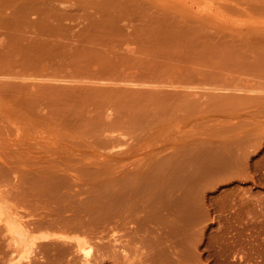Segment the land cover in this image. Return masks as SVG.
<instances>
[{"label":"rangeland","instance_id":"374dc122","mask_svg":"<svg viewBox=\"0 0 264 264\" xmlns=\"http://www.w3.org/2000/svg\"><path fill=\"white\" fill-rule=\"evenodd\" d=\"M258 2L0 0V200L4 210L21 215L28 227L23 264H83L76 241L61 243L62 237L76 236L72 226L113 219L129 203L125 202L130 196L122 195H134L139 188L140 193L142 185L143 192L145 186L150 189L145 196L154 194L149 198L151 213H156L152 209L157 204V209H167L173 202L162 205L161 197L175 185L178 193L172 190L168 195L176 196L187 184L171 176L183 179L180 173L185 170L183 175L189 176L183 177L192 178L189 171L195 175L203 161L214 162V153L225 146L239 153L249 150V174L230 178L211 168L209 176L211 165L206 162V177L200 171L196 181L183 179L190 185L203 183L200 190L185 188L198 192L203 187L202 195L196 194L203 201H197L201 211L207 212L204 221L190 223V234L182 232L187 239L195 232L196 242L185 241L186 248L179 245L187 239L178 229L174 232L176 224L171 223L147 224L134 234V225L101 221L79 234L94 246L93 264H264V16L257 17L264 7L257 14L248 11L253 4H264ZM218 6L221 12L214 11ZM225 7L250 14L243 11L238 17L230 10L231 20L223 17ZM122 136L127 145H118ZM187 140L196 141L200 152ZM182 149L190 150L189 155L194 149L199 156L192 153L195 159L190 162L183 154L185 166L177 161ZM208 152L213 157H207ZM229 154L233 153L225 155ZM159 157L167 165L176 158L177 168L174 162L169 165L173 171L162 167L167 162L160 166ZM197 160L201 167L195 166ZM250 163L259 165L253 168ZM160 169L172 172L169 179L179 185ZM162 176L169 181H161L168 186L167 194L160 190L166 187L160 184ZM186 190L181 192L186 195L181 197L186 198L181 199L184 204L191 200ZM159 191L163 195L157 202ZM196 194L193 201L199 199ZM106 196L115 197L111 205ZM116 198L126 205L120 207ZM100 204L109 212L113 206L117 210L109 217L104 207L103 216L86 211ZM154 214L146 217L157 222L161 215ZM188 244L196 246H190L193 253ZM187 250L195 255L187 252L193 257H188L190 263L181 259Z\"/></svg>","mask_w":264,"mask_h":264},{"label":"bare ground","instance_id":"6f19581e","mask_svg":"<svg viewBox=\"0 0 264 264\" xmlns=\"http://www.w3.org/2000/svg\"><path fill=\"white\" fill-rule=\"evenodd\" d=\"M259 2H260V0H258ZM257 0H254V2H258ZM264 0H262V2H263ZM258 2V4H261L262 2H260L259 3ZM224 4V3H223ZM248 3H246V5H247ZM250 4V3H249ZM263 4V3H262ZM255 5V4H253V7H250V9L251 10H248V11H253L255 14H257L258 12H259V10H260V8H261V10L263 9V7H264V4L263 5ZM222 5V4H221ZM220 5V6H221ZM224 5H227V4H224ZM248 6H251V4L250 5H248ZM248 6H245L243 9H248ZM254 6H256L255 8H254ZM257 6L259 7V8H257ZM222 7H224L223 5H222ZM222 7H220V8H222ZM227 7V6H226ZM225 7V8H226ZM229 7V6H228ZM254 8V9H253ZM258 10H257V9ZM217 9V10H216ZM219 11L220 9H219V6L217 7V8H215L214 9V11ZM222 10V9H221ZM226 10H228V8H226ZM232 12H234L235 11V9L234 10H232V7H230L229 8V10L228 11H225V9H223V12L222 13H225L226 15L225 16H223V17H228V18H231V20H232V17H229V16H231L230 15V13H232ZM256 10V11H255ZM225 11V12H224ZM230 11V12H229ZM237 11V10H236ZM243 11H245L246 12V10H242V12ZM246 12V13H249L250 14V12ZM258 11V12H257ZM262 11H264V9L262 10ZM262 11H260V13L261 14H257V17H262V15L264 16V12H262ZM219 12H221V11H219ZM238 12V11H237ZM242 12H240L241 14H242ZM251 13V15L252 16H254V13ZM257 12V13H256ZM235 13V12H234ZM238 14V17H240L239 15H241V14ZM246 13H244V14H246ZM215 14H217V13H215ZM214 14V15H215ZM229 14V15H228ZM236 13H235V15H237ZM219 16H220V13L218 14ZM228 15V16H227ZM234 14L232 15V16H235ZM250 15V16H251ZM215 16H217V15H215ZM246 16V15H245ZM247 16H249V15H247ZM246 16V17H247ZM252 16L251 17H249V18H252ZM222 17V18H223ZM235 17H237V16H235ZM237 17V18H238ZM241 17H242V15H241ZM227 18V19H228ZM248 18V17H247ZM253 18H256V16H254ZM224 19V18H223ZM225 20V19H224ZM236 20V19H235ZM241 20V19H240ZM253 20V19H252ZM238 20H236V21H234V19H233V22H237ZM214 26V25H213ZM102 81H104V80H102ZM131 81V80H130ZM104 82H106V81H104ZM108 82V81H107ZM125 82V81H124ZM129 82V81H128ZM130 83V82H129ZM142 84V83H141ZM146 84H148L147 82H146ZM150 84H151V82H150ZM149 84V85H150ZM153 84V83H152ZM155 84V83H154ZM178 86V85H177ZM176 87V86H175ZM254 90H256L257 91V89H254ZM252 92H253V90H251ZM255 92V91H254ZM110 115V114H109ZM108 114H107V116L110 118V117H112L111 115L109 116ZM198 127V126H197ZM127 133V132H126ZM122 135H123V133H121ZM121 134H120V136H121ZM198 134L199 133H197V136L195 135V137L194 138H197L198 139V143H199V136H198ZM125 135V137L127 138L128 137V134H127V136H126V134H124ZM123 135V136H124ZM123 136L122 137H118V138H120V139H118V138H116V142H117V139H118V142H120V144H118V142H117V144L118 145H121V142H123L122 141V138H123ZM129 139H131L130 137H129ZM185 139V138H184ZM184 139H183V143L185 142L184 141ZM193 139V138H192ZM196 139V140H197ZM120 140V141H119ZM194 140V139H193ZM201 140V139H200ZM188 142H190V144H191V142L192 141H189V140H187ZM225 142V141H224ZM187 143V142H186ZM186 143H184V144H186ZM192 143H194V142H192ZM195 143H196V141H195ZM191 144V146H194V145H196V144ZM117 144L115 145V146H113L112 148H114V147H117ZM122 144H124V142L122 143ZM228 144V143H227ZM124 145H127V144H124ZM198 145V144H197ZM196 145V146H197ZM202 145V147H203V144H201ZM123 146V145H122ZM189 147H190V149L192 148L190 145H188ZM120 147V146H119ZM202 147H199V148H202ZM183 148V147H182ZM196 148V149H195ZM228 148H230V149H227V146H225V149L224 150H220L219 152L218 151H216L214 154H216V155H214L215 156V159L213 160L214 162H212L210 159V161L211 162H209V165H211L210 166V168L209 167H207V168H209L208 170H209V172H207L208 174L207 175H209V173L211 172L210 171V169L212 168H215L214 170H216V171H219V176H221L220 175V173L221 174H224V176L225 175H230V178H233L232 177V175L234 176V177H237L238 175H239V177L241 176V175H243L244 177H248V175L247 174H249V173H247L248 171H249V169L248 168H250L249 167V165L247 166L246 165V162H247V160L249 159V157H248V152H249V150L247 149V148H243V149H241V153H239L238 152V150L236 149V150H233V148H231L230 146H228ZM185 149V148H184ZM184 149H182V151H180L181 153H179V154H182V155H179V154H177V155H179V158L177 157V159H180V160H177L176 158H175V160H177L178 162L179 161H181V162H184L185 163V159H187L186 157H187V155L186 154H188V156H190V157H188V159L187 160H189L190 162H191V160H192V157H194V156H199V154L198 155H195L193 152H194V149L197 151V149H198V147H195L194 146V149H192L193 150V155H192V153L189 155V153L191 152L190 150H189V153L187 152H185V151H187V149L184 151ZM189 149V148H188ZM179 150H181V149H179ZM203 150V149H202ZM201 150V151H202ZM232 152H231V151ZM247 150H248V152H247ZM179 152V151H178ZM177 152V153H178ZM185 152V153H184ZM200 151H199V149H198V152H196V153H199ZM203 152H204V150H203ZM202 152V153H203ZM233 153L232 155L231 154H229L228 156H230V157H227L225 154H228V153ZM248 153V154H247ZM183 154H185L186 155V157H183ZM207 154V153H206ZM259 154V153H258ZM200 155H201V153H200ZM203 156H204V153L202 154ZM201 155V156H202ZM208 155H211V156H209V158H211V157H213L212 156V154L211 153H209L208 152V154H207V157H208ZM182 156V157H181ZM203 156L201 157V158H203ZM174 157H175V155H174ZM173 157V158H174ZM252 157V156H251ZM250 157V158H251ZM159 158H161V157H159ZM181 158L182 159H184L183 161L181 160ZM200 158V159H201ZM154 159V158H153ZM194 159H195V157H194ZM196 159H198L199 161H200V159L197 157ZM205 159H206V156H205ZM263 159H264V157H263ZM161 160H162V158L161 159H159V161H157L158 162V164L160 165V163L159 162H161ZM175 160L173 159V160H171V161H173L174 163H175ZM186 160V161H187ZM197 160V162L195 163V166L197 165V163H199V161ZM203 160V159H202ZM202 160H201V162H202ZM207 160H208V158H207ZM252 160H253V158H252ZM155 161V160H154ZM257 160H255L254 162L255 163H257L256 162ZM262 161V160H261ZM149 162H150V160H149ZM156 162V163H157ZM165 162H167L166 164H164ZM171 163V162H169L170 164H171V166H173L174 165V163ZM189 162V163H190ZM206 162L207 161H205V163H204V161L202 162L205 166H206ZM207 162V163H208ZM252 162V161H251ZM177 163V162H176ZM176 163H175V167H176ZM188 162H186L185 163V166H187L186 164H187ZM211 163V164H210ZM253 163V162H252ZM254 163V167L256 168V166H258V165H256ZM260 163V162H259ZM152 164H154V162L152 163ZM162 164H164L162 167H164L165 165H167L168 164V161H162L161 162V165ZM169 164V165H170ZM180 164H182V163H180ZM179 164V165H180ZM156 165V164H155ZM155 165H151V167L153 166H155ZM160 165V166H161ZM169 165H167V167L169 168ZM184 165V164H183ZM200 165V166H199ZM199 165H197V166H199V167H201V165L202 164H200L199 163ZM204 165H202L203 167H204ZM208 165V164H207ZM250 165H251V163H250ZM256 165V166H255ZM148 166H149V164H148ZM178 166V165H177ZM196 166V167H197ZM212 166H214V167H212ZM245 166H247V167H245ZM252 166V165H251ZM252 166V167H253ZM152 167V168H153ZM156 168H158V165L157 166H155ZM161 167V168H162ZM166 167V168H167ZM181 167H182V165H181ZM190 166L188 165V167H185V169L186 168H189ZM202 167V168H203ZM244 167V168H243ZM253 167V168H254ZM165 168V167H164ZM168 168H167V170H168ZM173 168V167H172ZM172 168H169V170L170 169H172ZM177 168V167H176ZM179 168V167H178ZM182 168H184V166L182 167ZM195 168V167H194ZM201 168V169H202ZM155 169V168H154ZM159 169V168H158ZM174 170H175V168H173ZM173 169H172V171H173ZM180 169V168H179ZM191 169H193L192 167L190 168V170ZM196 169V171H198V172H200L201 171V173L203 172H205L206 170H205V168L204 169H202V170H204V171H202L200 168H195ZM195 169H193V171H194V173L196 172L195 171ZM197 169H199V170H197ZM150 170H152L151 168L149 169V172H150ZM180 170H183V169H180ZM164 171V170H163ZM163 171L160 169V172L162 173V174H165L166 172H169V171H166V169H165V171L166 172H164L163 173ZM185 171V170H184ZM183 171V172H184ZM187 171H189V169L187 170ZM213 171V170H212ZM179 172H181V171H179ZM183 172H181L180 173V175L182 176V178L183 179H185V180H187L188 181V178L190 179L191 177H186V178H184L183 176H189V174H187V172H186V175L184 174L183 175ZM190 172V174L193 176L192 178L194 179V176L195 175H197L198 176V172H196L195 173V175H193L191 172H192V170L191 171H189ZM215 172V171H214ZM172 173V172H171ZM171 173L169 172V174L167 173L166 175V177H168L167 178V180L169 179V177L170 176H168V175H171ZM178 173V172H177ZM185 173V172H184ZM200 173V174H201ZM202 173V174H203ZM243 173V174H242ZM159 174V173H158ZM176 173H174V175H175ZM179 174V173H178ZM246 176H245V175ZM204 176L206 175V173H204L203 174ZM202 175V176H203ZM252 175V174H251ZM250 175V176H251ZM160 176V175H159ZM201 175L199 176V178L200 177H202ZM204 176L202 177V178H204ZM210 176V175H209ZM213 176H215V174L213 175ZM224 176H222V177H224ZM242 176V177H243ZM255 176V175H254ZM172 177V178H171ZM170 178H171V180H178V182L180 183V185H183L180 181H183L184 183H187V184H184V187L186 188V186L188 185V187L187 188H190V186H191V189H192V187H194L193 189H197L198 187H200L202 184H200V182H198L199 184V186L197 185V186H195L196 184H197V182H196V184L194 183H191V185H190V183L189 182H185V180H183V179H181V177H180V179H176V175L175 176H171ZM173 177L175 178V179H173ZM206 177V176H205ZM161 178V177H160ZM160 178H158V179H160ZM177 178H179L178 177V175H177ZM192 178H191V180H192ZM225 178H229L228 176L227 177H225ZM252 178H254L253 177V175H252ZM164 179H165V177H164ZM163 179V176H162V180L160 179V184H163L161 181H163L164 180ZM205 179V178H204ZM224 179V178H223ZM166 180V181H167ZM170 179H169V181H171ZM157 181V183H159L158 181L159 180H156ZM165 180L163 181V182H166ZM169 181L168 182H166V184L167 183H169ZM175 181V182H176ZM193 181H196L195 179L193 180ZM174 181H171V183H173ZM174 182V183H175ZM178 182H176L178 185H179V183ZM135 183V182H134ZM156 182H154V184H155ZM166 184H163L164 186L166 185ZM133 185H136V184H133ZM138 185V184H137ZM136 185V186H137ZM149 185H151L152 186V188H153V185L152 184H149ZM148 185V186H149ZM162 185V186H163ZM170 187L171 186H173V185H170V184H168ZM134 187L135 188V191H137L138 190V192H139V187ZM156 186H158V185H155V187ZM160 186V185H159ZM203 186V185H202ZM132 187V186H131ZM130 187V188H131ZM141 187V186H140ZM144 187V185H142V187H141V192L140 193H138L139 195L143 192V188ZM155 187H154V189H155ZM168 186L166 185V187L165 188H161L160 190L162 191V193L164 192L163 190H165V193L167 192V190H173V193L174 192H177L176 190H177V188H179V186L177 187L176 185H175V188L174 187H171V188H167ZM136 188H139V189H137L136 190ZM148 187L147 186H145V188H144V192L145 193H147V189ZM151 188V189H152ZM173 188V189H172ZM181 188H183L182 186H180V189ZM183 189V190H180L183 194H185L184 192H185V190L186 189ZM149 189V188H148ZM157 190H158V187L156 188ZM163 189V190H162ZM174 189H176V190H174ZM190 189V191H192ZM202 189H203V187H201V191H202ZM131 190H133V189H131ZM150 190V189H149ZM153 190V189H152ZM198 190H200L199 188H198ZM129 191H130V189H129ZM153 191H155V190H153ZM161 191H159L160 193L159 194H161L160 196L159 195H157V196H155L154 198H155V200H159V201H157V202H160V197L163 195V194H165V193H161ZM171 191H169V192H171ZM179 191V190H178ZM187 192H186V194L188 193V195L189 196H187V199H189L188 197H190L191 198V200H187L186 201V203L184 204L182 201L183 200H181V199H184V200H186V198H181L182 197V193L181 192H179V194L181 193V196H180V198L179 197H177V196H179V194H177L176 196H174L173 195V197H171L172 195H168V194H170L169 192H168V196L169 197H171L170 198V200H169V198H166V197H168L167 195H165V196H163V197H161V198H163L162 200H164V202H162L161 201V204L162 205H165L166 203H170V201L171 202H173V203H170V204H173L174 205V203L175 202H178L179 203V201H181L180 203V207L179 206H177V204L175 205V206H177V207H179L178 209H177V207H174L173 205V208L175 209V210H173V208H172V211L170 210L171 209V205H168V204H166V205H168V206H170V208L168 209V206H166L167 207V209H165L164 210V208H161V206H160V209H157L158 207H159V204H157V206H156V208H153V209H157V211L155 210V211H153V209H152V212H156V213H158L159 215H161V217H158V214H156V217H158V219H157V222H155V221H151V220H149L148 219V217L149 216H152L154 213H151V208H152V206H151V199H149V198H151L154 194L152 193V191H151V197H149L148 195H150V193L147 195V196H145V193H144V196H142L143 195V193H142V195H141V197L143 198H139L138 196L136 197V196H134L135 194H137V193H134V195H133V193L132 192H130V193H132V195L134 196V198H133V196L131 195V194H129L128 192H127V194H124V195H126V196H123L122 195V197H127L128 196V198H129V196H130V200L129 199H123L122 197H120L119 199H123L124 201H126V200H129V201H126L125 203H127V202H129L126 206L125 205H123V206H125L126 207V210L124 211V210H122V212H116L115 214H116V216H114L113 217V219H112V217L111 216H113L112 214V212L113 211H115V210H117V208L116 209H114L113 207H115V206H113L112 207V209H113V211L112 212H109V211H107V208L106 207H104L105 205H103V206H101L102 204H100V206L102 207V210L101 209H99V208H101V207H97V208H95V210H93V209H91V208H87L86 209V211H88V213H91V214H93V213H99V214H102V216L104 215V213L107 211L108 213H107V217H109V213H111V221H115V224L116 225H127V224H129V225H131V227H132V225H134V230H133V232H134V234L137 232V231H141L144 227H146L147 226V224H151V223H161L162 225H165V226H167L169 223H171V224H176L175 225V228H174V232H175V230L176 229H178V230H180V231H178V230H176V232H181L180 234H182V232H185L184 230H186V232L185 233H189L190 234V232H189V229L190 230H192L194 227V225H192V227H191V225H190V223H193V224H195L196 222L198 223V221H200V219L203 217V214H205V213H207L205 210H204V208H203V211H205V213H203L202 211H201V207H203V206H199L198 204H197V201L199 200L200 202H202L203 203V201L201 200V197H199V195L201 194V191H198L197 192V190H193L194 192H195V194H196V192L199 194V195H197L196 194V196L195 197H197V198H199V199H196L195 201H193V198H192V195H193V193L194 192H188L189 191V189L188 190H186ZM157 193V192H156ZM172 193V192H171ZM172 193V194H173ZM178 193V192H177ZM190 193V194H189ZM129 194V195H128ZM176 194V193H175ZM202 195V194H201ZM111 196V195H110ZM110 196H109V198H110ZM132 196V197H131ZM159 196V197H158ZM186 195H183V197H185ZM116 197H118V196H116ZM176 197V198H175ZM106 198L109 200V198L106 196ZM115 198V197H114ZM114 198H111V200L112 199H114ZM131 198H133L132 200H134V201H132V202H130L131 201ZM135 198H139V199H135ZM144 198H147L146 200L144 199ZM164 198H166V199H164ZM177 198H179L180 200H177L176 201V199ZM121 199V200H122ZM142 199V200H141ZM174 199H175V201H174ZM195 199V198H194ZM108 200H107V202H106V200H105V202L106 203H108ZM111 200H109V202H110V205L112 204L111 203ZM116 201H117V198L115 199ZM148 200V201H147ZM149 200H150V202H149ZM166 200H167V202H166ZM168 200H169V202H168ZM173 200V201H172ZM113 201V200H112ZM198 201V202H199ZM104 202V203H105ZM115 202V201H114ZM113 202V203H114ZM120 202H122V201H120ZM150 203L149 205H148V203ZM166 202V203H165ZM185 202V201H184ZM199 202V203H200ZM1 200H0V264H23V261L25 260V258H26V256H27V247H28V244H29V237H30V235H29V231H28V227H27V225L25 224V221H23L22 219V217H21V215L18 217V215L16 214V212H13V211H9L8 210V208L6 207V209L7 210H4L3 208H2V206H1ZM103 203V204H104ZM105 203V204H106ZM117 203H118V205H120V207H123L121 204H123V203H119L118 201H117ZM153 204V203H152ZM154 204H156V203H154ZM153 204V205H154ZM160 204V205H161ZM108 205H109V203H108ZM181 205H183L182 207H181ZM202 205V204H201ZM149 206V207H148ZM5 207V206H4ZM103 207H104V209L106 208V210H105V212L103 211ZM110 206H108V208H109ZM155 207V206H154ZM199 207H200V209H199ZM149 208H150V211H149ZM262 209H263V211H264V207H262ZM110 210V209H109ZM147 210V213L145 214V216H143V217H138V216H136V214L137 213H139V212H141V211H146ZM7 211H9V212H7ZM111 211V210H110ZM119 211V210H118ZM125 212V213H124ZM18 213V212H17ZM148 213L150 214H152V215H148ZM19 214V213H18ZM109 214V215H108ZM114 214V215H115ZM154 214V215H155ZM173 215L174 214V217H173V220H171L170 222H169V220H164L165 219V217L166 216H168V215ZM148 215V217H146ZM23 216V215H22ZM21 217V218H20ZM105 217V216H104ZM107 217H105V218H107ZM115 218H116V220H115ZM151 218H153V217H151ZM150 218V219H151ZM205 217H203L202 219H204ZM202 219H201V221H202ZM109 219H103V218H97V219H95V221L93 220V219H90L89 221H86V224H80L79 226H72V229H74L77 233H76V236H74V237H72V236H70L69 238L67 237V238H61V243H63L64 245L65 244H70V243H72V241H76V243H75V245H74V247L76 248V252H77V254H79V253H81V255H82V259H81V261L83 262V264H93L92 263V256H93V247L94 246H92L91 244H90V240L88 239V237H86V236H84V237H81L80 236V232L82 233V232H87L88 233V230L90 229V227H92V226H95L96 225V223L98 224L99 222H101V221H103V222H108V221H110ZM152 220H156V218L154 217V219H152ZM204 221V220H203ZM202 221V222H203ZM195 222V223H194ZM201 222V223H202ZM201 223H199V224H201ZM114 224V225H115ZM144 226V227H143ZM189 226L191 227V228H189ZM195 226H197V224L195 225ZM143 227V228H142ZM188 230H187V229ZM84 229V230H83ZM183 230V231H182ZM193 233H195V232H193L192 231V235H194L195 236V234H193ZM178 235V234H177ZM184 237H182V239L183 238H186L187 239V237L189 236V235H184V234H182ZM181 235V236H182ZM67 236H69V235H67ZM194 236H191L190 235V238H188L187 240H185V239H181L182 241H180V242H182V243H179V245L181 244L182 246H184V242L185 241H188V240H191V241H193L194 240V242H196V240H195V238L197 237V234H196V236L194 237ZM192 237H194V239H192ZM116 240V239H115ZM120 241V240H119ZM118 240H116V242H119ZM131 241L132 242H134L135 241V236H133V237H131ZM194 242H192V244L194 243ZM187 243V242H186ZM188 243H191L190 241L188 242ZM187 245L188 247H193V245ZM196 244V243H195ZM186 245V244H185ZM185 247V246H184ZM183 247V249L185 250V248ZM191 247H190V250L192 251L194 248H196V246L194 245V247H193V249H191ZM8 250H7V249ZM98 248L99 249H107L106 248V246L104 247H100V246H98ZM61 249H64L63 247H61ZM188 249V248H187ZM191 251H189V250H187L186 252H184L183 251V255L181 256V259L183 260V261H185V260H188L189 258H190V261H193V260H191V258L193 259V257H195V255H192V253H193V251H192V253H190ZM187 252H189V254L191 255V256H193V257H191ZM195 254V253H194ZM189 257V258H188ZM190 261L188 260V262L190 263Z\"/></svg>","mask_w":264,"mask_h":264}]
</instances>
